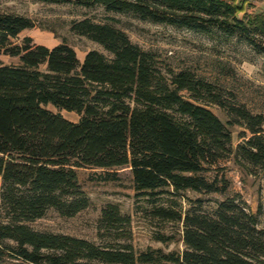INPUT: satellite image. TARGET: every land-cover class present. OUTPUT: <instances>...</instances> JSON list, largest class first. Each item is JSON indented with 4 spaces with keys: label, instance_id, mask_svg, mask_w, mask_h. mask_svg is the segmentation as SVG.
<instances>
[{
    "label": "trees",
    "instance_id": "obj_1",
    "mask_svg": "<svg viewBox=\"0 0 264 264\" xmlns=\"http://www.w3.org/2000/svg\"><path fill=\"white\" fill-rule=\"evenodd\" d=\"M68 3L71 0H42ZM107 11L200 32L217 28L244 39L264 55V12L249 13L229 0H75ZM36 26L27 16L0 11V259L29 264H264V228L259 214L239 196L218 202L212 213L188 211L182 251L147 248L131 242V217L109 203L99 220L100 245L86 238L37 230L32 223L56 210L74 217L89 208L78 170L130 167L140 195L223 192L225 178L206 173L224 159L247 174L264 168V114L226 101L214 84L185 69L164 72L154 52L128 33L91 18L74 20L71 29L112 54L89 51L83 60L67 43L54 47L21 33ZM189 93V96L184 94ZM219 105L224 122L208 106ZM54 107L57 111L49 108ZM76 112L78 121L62 111ZM231 126L243 127L233 147ZM155 215L182 220L181 213L158 207ZM104 230V232H103ZM164 243L176 241L158 234Z\"/></svg>",
    "mask_w": 264,
    "mask_h": 264
},
{
    "label": "rangeland",
    "instance_id": "obj_2",
    "mask_svg": "<svg viewBox=\"0 0 264 264\" xmlns=\"http://www.w3.org/2000/svg\"><path fill=\"white\" fill-rule=\"evenodd\" d=\"M243 4L249 13L264 12V0H229ZM0 11L32 18L36 26L24 30L18 41L30 36L34 42L54 47L67 43L75 48L81 60L91 50H99L108 57L112 54L101 44L86 36L76 34L71 26L74 20L91 18L98 23H110L125 30L131 40L145 50L156 54L164 72L188 69L195 75L215 85L224 99L230 103L246 105L254 114H264V55L256 52L244 39L232 36L217 28L200 32L186 27L142 19L132 13L107 11L102 5L92 7L68 3H52L42 0H0ZM4 64H18V57L0 53ZM189 96L188 92H185ZM226 122L227 113L211 103L209 106ZM50 109L57 111L54 107ZM70 120L78 121L76 112L62 111ZM233 147L243 141L240 126H231ZM254 173H245L233 159H224L206 173L209 179L225 178L221 184L228 188L223 192L204 193L193 190L161 195H140L133 181L130 167L118 169V180H106V171L100 168L82 167L78 170L82 190L91 200L89 208L74 217H63L51 209L47 215L32 223L37 230L66 233L89 239L100 245L108 244L112 237L100 235L99 220L109 203L119 204L122 214L131 217L128 227L131 242L138 251L161 248L164 251H182L184 218L188 211L212 213L218 202L239 196L250 209L259 214V227L264 228V168L255 167ZM166 207L182 214V220H165L155 215V209ZM104 232V230H103ZM158 234H173L176 241L164 243L156 239ZM0 264H29L6 257Z\"/></svg>",
    "mask_w": 264,
    "mask_h": 264
}]
</instances>
